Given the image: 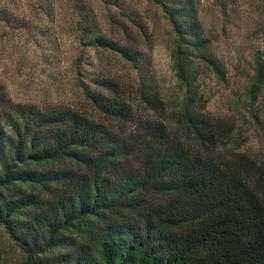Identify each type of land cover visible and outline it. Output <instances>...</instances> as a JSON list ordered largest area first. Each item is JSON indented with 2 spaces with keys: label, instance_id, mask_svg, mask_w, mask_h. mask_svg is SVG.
I'll return each mask as SVG.
<instances>
[{
  "label": "trees",
  "instance_id": "trees-1",
  "mask_svg": "<svg viewBox=\"0 0 264 264\" xmlns=\"http://www.w3.org/2000/svg\"><path fill=\"white\" fill-rule=\"evenodd\" d=\"M150 1L175 34L184 95L172 126L136 118L120 81L106 72L81 84L104 120L12 103L0 85V222L26 264H264V169L220 156L229 133L206 112L201 89L204 69L223 81L226 69L196 0ZM83 19L86 44L129 62L141 104L163 111L143 52ZM263 90L259 56L247 96L257 101Z\"/></svg>",
  "mask_w": 264,
  "mask_h": 264
},
{
  "label": "rangeland",
  "instance_id": "rangeland-1",
  "mask_svg": "<svg viewBox=\"0 0 264 264\" xmlns=\"http://www.w3.org/2000/svg\"><path fill=\"white\" fill-rule=\"evenodd\" d=\"M196 3L211 50L226 69L225 81L206 69L200 75L206 112L229 133L220 156L236 154L239 161L249 159L264 169V90L257 101L247 96L256 60L264 56V0ZM86 14L101 33L143 52L163 111L141 104L137 72L129 62L86 44L81 28ZM174 41L162 8L150 0H0V85L12 103L68 107L104 120L81 84L106 72L120 81L136 118L150 116L172 126L184 95L172 56ZM26 263L27 253L0 222V264Z\"/></svg>",
  "mask_w": 264,
  "mask_h": 264
}]
</instances>
